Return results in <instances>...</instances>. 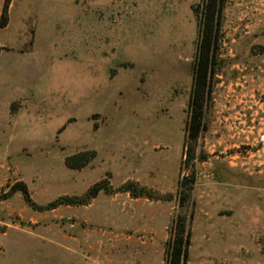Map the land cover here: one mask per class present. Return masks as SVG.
I'll list each match as a JSON object with an SVG mask.
<instances>
[{"label": "rangeland", "instance_id": "obj_1", "mask_svg": "<svg viewBox=\"0 0 264 264\" xmlns=\"http://www.w3.org/2000/svg\"><path fill=\"white\" fill-rule=\"evenodd\" d=\"M203 1L0 0V264H166L182 222L183 264H264V0H223L189 139Z\"/></svg>", "mask_w": 264, "mask_h": 264}, {"label": "trees", "instance_id": "obj_2", "mask_svg": "<svg viewBox=\"0 0 264 264\" xmlns=\"http://www.w3.org/2000/svg\"><path fill=\"white\" fill-rule=\"evenodd\" d=\"M223 3V0L203 1V9L201 13L202 26L198 41L196 59L192 70V89L188 102L190 119L187 126V137L189 139H195L198 134L205 97L207 96V94L208 96L210 94V79L214 73V60L216 55V29ZM3 27H5V21L0 20V28ZM186 182L192 184L193 176L189 178L185 177L180 181L179 194ZM18 190H20L24 194V196L27 195L26 188L23 185H21V189ZM106 190L107 189L103 184L98 183L85 193L84 199H81L80 201H74L71 198L62 197L50 203L48 205V208L53 209L59 204L82 205L88 199L95 197L100 191ZM120 191L129 192L133 198L140 197L144 194V191L142 189H136L134 186L129 184L121 187ZM146 194L148 197H151V193ZM174 236L175 237L170 239L166 245V264H183L187 259L189 239V233L185 230L183 222L174 232Z\"/></svg>", "mask_w": 264, "mask_h": 264}]
</instances>
